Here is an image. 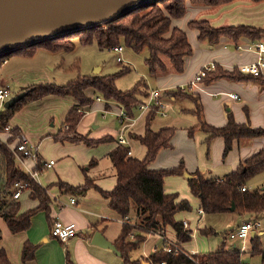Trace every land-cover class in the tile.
Returning a JSON list of instances; mask_svg holds the SVG:
<instances>
[{
  "label": "trees",
  "instance_id": "16d2710c",
  "mask_svg": "<svg viewBox=\"0 0 264 264\" xmlns=\"http://www.w3.org/2000/svg\"><path fill=\"white\" fill-rule=\"evenodd\" d=\"M234 0H155L132 9L127 14L104 24L91 27L77 34H66L52 39L43 40L8 54L0 56V69L2 62L13 54L30 56L36 48L41 47L47 51L58 50L71 51L74 47L72 38L79 36L82 44L95 41L99 48H110L119 45L123 41L125 45L134 51H148L145 62L151 75L165 70L166 64L162 59L165 57L172 69L181 72L184 69V57L192 53V45L187 34L179 27L172 26L173 19H180L186 13V3L208 6H218L230 3ZM260 2L263 0H250ZM190 30L197 31V40L209 44H217L223 37L228 38L234 44L241 40L249 42L264 39V29L247 25L214 27L207 20L193 19L187 23ZM77 64V62H76ZM126 72L124 68L109 75H80L67 81L65 84L53 82L40 83L23 88L26 95L13 106L0 111V136L6 135L3 142L0 139V217L5 222L11 233H19L28 230L31 219L37 212L49 213L50 197L47 188H42L28 174L23 172L17 165L14 154L8 148V143L15 142L19 137L20 130L17 127L10 128L5 133V127L15 111L19 110L27 102H38L46 97H68L75 102V106L65 116L62 129L59 134L53 136L54 140H71L94 145L107 141L108 136L99 139H71L68 132H75L82 115L78 109L89 105L92 101L87 95L88 90L101 97L105 101H112L126 111L128 117H133V109L142 103V98L148 96L147 88L139 87V83L132 89L119 90L115 86L118 77ZM221 78L229 79H253L262 80V76H251L238 71L237 67L232 70L216 68L206 74L201 82L209 83ZM143 84V82H142ZM173 96H181V91L175 89ZM193 108L190 110L196 117V124L187 129L188 136L192 137L197 130L206 134L205 144L209 148L214 138L223 139L224 146L222 159L232 148L233 142L238 144L254 138L264 137L263 127H253L249 122L237 123L229 114L224 126L215 127L204 121L202 106L199 96L192 95ZM157 107H151L145 116L144 131L142 134H131V138L138 141L145 149L143 158L138 159L130 156L129 147L117 144L107 155L115 173V185L109 191L98 189L94 180L85 174L84 182L73 187L63 182L57 185L65 193L84 194L90 188H96L99 195L108 202L109 207L116 212L122 220L121 231L114 241L116 249L120 252L121 264H143L151 261L160 264H195L183 254L169 255L161 249L151 252L146 259L131 258V253L137 250L146 235L166 232L167 228L174 233L176 241L184 243L190 240V230L183 228V221L175 219L176 213L187 211L190 205L187 200L179 199L177 193L164 191V178L168 176L182 175L186 172L183 164L171 168L152 169L150 165L162 149L172 147L174 129L164 127L157 131L152 130L151 123L156 115ZM65 128V131H64ZM3 138V137H2ZM95 160H91L88 167L94 166ZM42 168L39 157L34 170ZM185 170V171H184ZM264 172V149L258 150L253 155L239 161L237 167L222 177H204L198 170L190 173L188 180L189 190L199 200V208L204 215H216L234 213L257 218L264 213V182L255 189L246 188L247 182L254 176ZM28 182L29 196L37 201L36 207L25 212H20L19 203L12 199L13 183ZM243 188H245L243 190ZM234 209L231 211L230 207ZM53 225V223H52ZM95 228V226H94ZM130 233L134 239L129 240ZM198 233L203 236L215 234L208 227L199 228ZM1 238V233H0ZM252 245L250 253L258 254L261 264H264V250L261 249L260 240L255 237L250 240ZM36 245L24 242L21 250V261L28 262L34 258ZM240 251L225 248L222 241L217 249L207 254L194 256L198 262L208 264H243L240 259ZM0 264H10L4 249H0ZM66 264H71L66 260Z\"/></svg>",
  "mask_w": 264,
  "mask_h": 264
},
{
  "label": "crops",
  "instance_id": "0c3cea01",
  "mask_svg": "<svg viewBox=\"0 0 264 264\" xmlns=\"http://www.w3.org/2000/svg\"><path fill=\"white\" fill-rule=\"evenodd\" d=\"M186 13L180 19H173L172 26L179 27L180 29L184 30L187 34L188 40L193 46L192 53L186 57H184V69L181 72H176L172 69L169 63L166 64L165 70L157 72L154 75L150 76L154 80L155 88L160 90L161 93H165L166 96H162L163 100L165 101H172L175 98L180 99H188L186 102L181 100L180 102L182 105L177 109L178 113H181L185 110L190 112L193 108V101L188 96H173L172 92L177 89L178 86L187 85L194 79L195 75L203 66L204 64L215 62L219 65L218 68H222L224 70H232L239 65L252 63L256 60L257 55L253 49H250L251 42L247 40H241L238 44L240 48H237L236 45L228 38L223 37L219 40L217 44H209L205 41L197 40V31L190 30L187 27V23L190 20L197 19L202 20V18H209L210 17H203L205 16L206 10L207 11H215L214 14L219 13L222 9L227 10L229 7H232V13H227L225 16L231 14L232 16L229 17L230 25L229 26H237V25H247L253 27H260L264 29V0L260 2H252L250 0H234L230 3L218 5V6H208V5H200V4H190L189 2L186 3ZM206 20V19H204ZM224 18L221 16L220 18L216 19L215 21H208L212 26L219 27L222 25V21ZM223 26V25H222ZM25 56H21L19 54H13L6 58L2 62V66L0 69V86L6 85L8 86V79L14 82L19 86V90L21 88L34 86L37 83H47L51 82L50 77L43 71H31L30 69L23 70L26 67L24 66H17L14 68V65L21 63L25 60ZM10 67L11 69L8 70L6 74L2 75V71L4 67ZM52 70V69H51ZM101 68L96 67L95 73L100 72ZM262 77L264 79V68L262 69ZM24 86V87H23ZM147 88V86L145 85ZM149 89L147 88V91ZM151 91V90H150ZM189 91V92H187ZM188 94H194L199 96L200 104L202 106V113L204 121L212 126L221 127L224 126L227 122V117L230 114L237 123H245L249 122L253 127H263L264 128V81L262 80H253V79H229V78H221L215 81H211L209 83L198 82L192 89L186 90ZM230 94H236L237 99L231 98ZM14 94H11L13 96ZM87 95L89 97L96 95L93 94L92 90L87 91ZM10 96V97H11ZM48 99V97L42 99L44 101ZM53 99V98H52ZM56 99V98H55ZM104 100V99H103ZM38 101V102H41ZM98 101V100H97ZM5 102V101H4ZM0 101V105L3 107V103ZM109 102V101H106ZM114 103V102H112ZM184 104V105H183ZM96 105L91 103L85 107H82V111L84 113L81 120L83 122L87 120H93V118L87 116V112ZM75 106V102H68L65 105V109L67 113L71 110L72 107ZM100 106V105H99ZM98 106V107H99ZM117 108H115V116L117 115L116 112L118 111V105L116 104ZM170 106V103L168 104ZM184 106H187V109H184ZM167 107V104H166ZM1 108V107H0ZM110 109L108 104H105L104 110ZM81 110V109H80ZM1 111V110H0ZM148 110L141 112L140 115L133 119L129 117L128 120H125L120 126V131L118 134L116 132H109L106 130L101 131L98 134H94L93 139H99L104 136H108L109 138L113 139V143H108L104 150L101 151V157H107L108 153L118 144V138L122 136L125 138L126 143L125 145L129 147V155L141 159L145 154V149L142 145L139 144L138 141L132 139L130 136L131 134H142L144 131V123H145V116ZM157 114V113H156ZM192 114V113H191ZM87 116V117H86ZM161 116V115H160ZM85 117V118H84ZM117 118V116H116ZM163 118V117H161ZM65 119V117H64ZM118 119V118H117ZM85 120V121H84ZM179 118H175L174 120L160 122L158 124L154 123V118L151 123V128L154 131H157L164 127H171L170 123L178 121ZM90 121V122H91ZM64 122V120H63ZM188 126L184 127L183 129L180 128V132L182 136L187 134V129L192 127L196 124V118L191 117L188 121ZM92 124V123H91ZM90 124V125H91ZM90 125H85L84 128L79 131L77 127V131L82 136L89 135V127ZM10 128L17 127L20 130V133L25 137L27 142L33 146L37 147V154L40 159L42 170L54 168L56 165V160L53 158L46 159L43 157L42 154V144L40 141H32L25 135V131L22 127H20L17 123H13L9 125ZM92 128H96L95 125L91 126ZM45 131H40L39 135L40 138L43 136L42 134ZM87 132V133H86ZM125 132H128L129 138L125 136ZM200 136L199 138H206V134L200 130H197ZM195 132V133H196ZM86 133V134H85ZM194 133V134H195ZM4 139L6 135L2 136ZM177 137V135H176ZM176 137H172L174 140ZM188 142L191 143L192 148L187 153L186 157L184 156V161L188 167V169L192 170L188 172L186 170L185 173H192L196 170L199 171L197 167V160H198V153L196 150L197 145H195L194 138H186ZM171 140V143H172ZM203 141V140H202ZM134 145H138L136 148ZM224 142L221 138H214L208 148L207 152V161L210 160L209 165L214 168H222L224 172H226L229 168L230 171L234 170L239 161L245 159L254 153H256L260 149H264V137L261 138H254L247 142L238 144V142H233L232 148L227 154V156L222 159V151H223ZM132 148V150H131ZM138 150V155L133 154V150ZM172 147L169 149H162L155 160L152 162L150 167L152 169H158L161 167H175L178 163L177 160L179 155L171 158ZM195 151L197 152L195 154ZM209 153V155H208ZM94 154L88 152L82 157L81 164H89L93 158ZM211 157V158H210ZM108 158V157H107ZM172 159V160H171ZM171 160V161H167ZM50 161H53V164L50 167H47ZM110 161V160H109ZM28 167L33 168L35 167V163L32 160H27ZM97 164V162H96ZM95 164V165H96ZM94 165V166H95ZM165 165V166H164ZM93 167V166H91ZM40 170L39 172H41ZM86 170H90V167L87 166ZM110 174L109 176L101 177L100 174L93 173L89 177L93 179L94 184L98 189L109 191L115 185V173L112 165L110 166ZM230 171L223 173V175H214V177H222L225 174L229 173ZM85 172H83V182L85 178ZM262 174V173H261ZM87 175V174H86ZM260 175V174H258ZM171 177V176H168ZM39 177H37L38 179ZM264 180V179H263ZM172 180L167 177L164 178V191L166 193H172L171 191V182ZM57 182V181H56ZM82 181L78 182H68L64 181L68 185L76 187L77 185L83 184ZM264 182V181H263ZM38 185L42 188L43 184L39 181H36ZM262 184V183H261ZM56 185V184H55ZM57 189L54 192H51L50 187L47 188V193L50 197V210L47 215L45 212H39L36 216L34 215L31 219V225L26 231H22L19 233H11L6 226L3 219L0 217V249H4L10 264H66V260L69 259L71 264H118L117 260L109 253L108 250L101 248L99 246L93 245L90 242L91 236L95 231H100L106 239L111 241L114 244V241L118 237L120 231L117 234H111L108 230L110 221L112 218H115L118 223L121 224L122 227V220L121 218L114 212L110 207L106 200H104L100 195L96 188L88 189L84 194H70L65 193L63 190L56 185ZM28 192L29 191H24ZM191 192L187 191L184 193V197H179V199H187ZM23 194V193H22ZM21 194V195H22ZM65 195L64 198L60 196ZM22 196L19 197L20 200ZM69 197H75L77 204L75 206L68 205ZM32 199V198H30ZM33 200V199H32ZM58 200L59 203L56 201ZM62 200V201H61ZM193 200H195L193 198ZM197 203L199 204V200ZM35 203V207L37 205V201L33 200ZM19 208H20V202ZM190 205V203H189ZM58 208V209H56ZM199 208V206H198ZM197 208V210H198ZM27 210V209H26ZM20 211V210H19ZM223 216H227L225 221L227 225L232 229L240 222L245 220L246 218H241L240 216L234 215V213H227L222 214ZM235 218H232L234 216ZM205 217V215L198 214L196 222L194 220L191 222L187 219L183 220L189 226V230L191 229V225H195L196 231L199 229V226H202L201 219ZM249 216H247L248 218ZM59 220L63 224H70L73 223L76 226L77 233L74 236L69 237L65 242H60L58 239L54 238L51 235V228L52 223L55 220ZM257 219H259L257 217ZM95 226V228H94ZM207 227V226H206ZM193 231V230H192ZM263 231L261 230L260 233ZM198 233V231H197ZM165 235L171 239L175 240V235L170 233L166 230ZM154 238L155 242H158L151 248V252L153 250L158 249L162 245V241L156 234H148L143 242V244L148 240L149 237ZM30 242L31 244L36 245V250L34 254V258L28 262L23 263L21 261V250L24 242ZM185 243H182L183 247L186 249ZM187 250V249H186ZM149 253H144V256L148 255ZM140 257V256H139ZM120 262V261H119ZM120 264V263H119Z\"/></svg>",
  "mask_w": 264,
  "mask_h": 264
},
{
  "label": "rangeland",
  "instance_id": "374dc122",
  "mask_svg": "<svg viewBox=\"0 0 264 264\" xmlns=\"http://www.w3.org/2000/svg\"><path fill=\"white\" fill-rule=\"evenodd\" d=\"M214 13L215 11L206 10L205 16L203 17L208 16L213 22L222 16L224 18V20L221 22L222 25L223 26L230 25L229 17H231L232 15L231 14H229L228 16L225 15L227 13H232V7H229L227 10L222 9L217 14ZM202 19H206L210 21L209 18H202ZM222 25H220L219 27H221ZM79 36L80 35L76 37V35H74V37L71 39L74 44V47L71 51L58 50V51L50 52L44 48L38 47L30 56H25L26 58L25 60H23L21 63L14 65V68L21 65L26 67L23 70H27V69H30L31 71L43 70L48 75V77H50V81L58 85L65 84L67 81L74 79L78 74L86 75V76H90L94 74L109 75V74H114L120 71L122 68H124L126 72L120 77H118L115 81V86L119 90L132 89L138 83H139V87L141 86L142 88L146 85L147 88L149 89L148 92H150V90L156 89L154 87L155 86L154 80L150 76L149 68L145 62V59L148 57L147 49H144L140 52H136L131 47L125 45L123 41H120L119 44L123 47V51L121 54V58L123 62L118 63L116 62V55L112 50H110L109 48H99L95 41H92L91 43L88 44H82L79 41ZM162 59L164 60L165 64L168 63V60L165 57H163ZM96 67L101 68L100 72L95 73ZM10 69L11 68L8 66L4 67L2 70L4 71L2 72V75L6 74ZM7 79L9 80L8 87L10 89L11 94L15 95L21 92V89L19 90V86H17V84L10 81V78ZM180 91L182 94L181 96H188L191 98L192 95H194L193 93L188 94L187 92L189 91L187 92L182 90ZM162 96H166L165 93H162ZM97 97H98L97 95L91 96L93 103L96 105H93V107L87 112V116L93 118V120L92 121L90 119L87 121L84 120L85 122L81 120L77 126L78 130L81 131L85 125H90L92 123L90 126H88L89 127L88 130L90 134L87 136L84 135V137H86L87 139H93L92 136H94V134H98L103 130L109 132H116L118 134L121 127L119 120L115 116V110H116L115 108H117V106H115L116 104L112 103V101L106 102L101 97L97 101L96 100ZM181 100L186 102L187 105L188 101L186 100L188 99L186 98L180 99L178 97L172 101H166V103L163 100L164 104H167V107L164 106L162 110L166 112V115L160 116L159 115L160 113H157L154 117V121H155L154 123L156 124L164 121L170 122L175 118H179L178 121L176 122L172 121V123H170L171 127L175 131L174 137H176V135L177 137L175 139V142L174 140H172V149H171L172 153L169 156H171V158H174L179 155V158L177 160L178 164L176 166L182 163L185 170H187L188 172L192 171L188 169L184 161V156L186 157L187 153L192 148L191 143H189L188 139L186 138L188 137L191 139L194 138L193 141H195V145H197L196 150L197 152H199L197 156L198 160L196 162L197 167L199 168V172L202 173L204 177H214V175H223V173L230 171V168L226 172H224L222 168L212 167L211 165H209L210 160L206 162L208 147L204 142L205 139L198 137L200 136L199 132H196L192 137L188 136V134L186 133H184L185 135L182 136V133L179 131L180 128L183 129L184 127L188 126L189 119L195 116L190 112H188L187 110L181 113L177 112V109L182 105L180 103L182 102ZM68 102H72V100L68 97H52V96L48 97V99L41 102H27L24 105H22L19 110L14 112V114L12 115L9 121V125L13 123H17L20 127H22L25 131V135L30 140L38 142L41 139H43V141L41 142L43 157L46 158L47 160L50 158L56 160V165L54 166V168L42 170L41 172L38 173L37 176L39 177L38 178L39 181L43 184V187H47V188L50 187L51 192H54L57 189L56 185L58 182H64V181L83 182V172H85L88 176L92 175L93 173H96V174H100V176L103 177V176H109L111 171L110 170L111 163L109 159L107 157H101L100 155H104V154H100V153L102 150H104V148L108 143L114 142L113 139L109 138L107 141L97 143L94 145H87L83 142L71 141L70 139L63 141L54 140L53 136L55 134H59L60 130L62 129L65 113L67 112V110L65 109V105H67ZM142 102L147 103L148 96L143 97ZM169 103L170 106H168ZM105 104H108L110 106V109L104 110ZM153 105L154 104L151 102L150 106ZM0 107H1L0 110L2 111L4 108L2 107V105H0ZM184 109H187V106H184ZM141 112L142 111L137 106L136 109H133L132 118L136 119ZM80 115H82L83 117L84 115L83 111ZM92 125H95L96 128H92L91 127ZM42 130H44L45 132L42 134L43 136L40 138L41 135H39V133ZM68 133L69 134L67 135L70 136L71 139H75V140L80 139L82 136L81 134L78 133L77 129L75 132H68ZM125 136L129 138L128 132H125ZM134 146L136 148L138 145H134ZM88 152L94 154L93 158L97 162L95 166L90 167V170H86L87 164H81L82 163L81 158L84 157L85 154H87ZM197 152L195 151V154ZM138 153H139L138 150L135 149L133 150L134 155H138ZM171 160H167V161H171ZM25 165L28 166V162ZM161 168H169V167H161ZM167 178H169V180L170 179L172 180L171 181L172 184L170 186L171 189H173L171 191L172 193H177L180 197H184L183 194L187 193V191L188 192L190 191L188 186L189 179L185 176V172H183L182 175H175ZM263 179H264V172L260 175H256L252 177L247 182L246 188L249 190L255 189L256 187L260 186L261 183H263L264 181ZM21 196L22 197L20 198V200H16V202L18 201L20 202L21 213L29 209H33L35 207L34 206L35 203L33 202L32 199H30L28 192H23ZM80 196L81 195H79V197ZM60 197L64 198L65 195ZM193 198L195 200H193ZM187 199L189 200L190 203V209L187 211H180L176 213L175 219L179 221H183L187 219L191 222L194 220L195 223L198 217L197 208L199 206L196 200L197 197H195L190 193ZM38 213L39 212H37L35 216ZM237 216H240V219L251 218V217L247 218V215L246 216L237 215ZM226 218L227 216H223L222 214L205 215V217L201 219L202 226H199V228L207 226L208 228H211L212 230L215 231V234L208 236H203L197 233L199 229H197L196 231L197 226L192 224L190 226L191 229L193 230V231L190 230L192 236H190L189 241L184 242L186 249L190 251H195L199 254H207L215 251L217 247L220 245V243L222 241H225L226 249L241 252L240 259L243 264H261L260 256L258 254L250 253L252 247L250 243V238L242 244L240 240H232L228 237V231L231 229L227 225V222L225 221ZM232 218H235V216ZM258 218H259L258 220L261 223V230L263 232L260 233V231L258 230L257 235L255 236L259 238L261 249L264 250V213L260 214ZM109 221H110L108 228L109 232L111 234H117L121 229V224L118 223L115 218H112V220ZM167 230L170 233H173L171 229L167 228ZM154 241L155 240L153 236L149 237L144 244L143 241L140 247L131 253V258H138L140 256L141 259H146L144 257V253H149L151 251V248L158 243L155 242L154 244ZM106 250H108L107 252H109L115 258V260H117L118 264L122 263V259L119 255L114 254V252H112L109 249Z\"/></svg>",
  "mask_w": 264,
  "mask_h": 264
},
{
  "label": "water",
  "instance_id": "95a60500",
  "mask_svg": "<svg viewBox=\"0 0 264 264\" xmlns=\"http://www.w3.org/2000/svg\"><path fill=\"white\" fill-rule=\"evenodd\" d=\"M151 1L155 0H0V56L113 21ZM26 93L21 88V92L5 100L3 108H10ZM185 176L192 177L188 173ZM233 209L232 205L230 210ZM90 242L120 256L115 245L100 231L92 234Z\"/></svg>",
  "mask_w": 264,
  "mask_h": 264
},
{
  "label": "built area",
  "instance_id": "2783aa9c",
  "mask_svg": "<svg viewBox=\"0 0 264 264\" xmlns=\"http://www.w3.org/2000/svg\"><path fill=\"white\" fill-rule=\"evenodd\" d=\"M237 48H240V45H236ZM250 49H253L257 55V58L254 62L248 63V64H242L237 66V69L239 72L243 74H249L251 76H262V69L264 68V39L251 42ZM112 50L116 55V62L122 63L123 60L121 58V54L123 51V47L119 45H115L109 48ZM217 67H219L218 64L215 62H210L207 64H204L201 66L197 74L195 75L192 82H190L187 85H181L177 88L186 91L189 89H192L198 82H201L202 79L206 76L207 73L215 70ZM11 96V92L8 86L1 85L0 86V101L4 102ZM233 99H237L236 94H230L229 95ZM100 97H97L96 100H99ZM151 102L154 104L153 106L157 107L156 113H160L159 115L165 116L166 112L162 111L164 106L166 107V104H164V101L162 99V93L160 90L155 89L151 90L148 94V102H142L138 105V108L144 112L146 110H149ZM79 113H82L80 109H78ZM116 116L119 120V122L122 124L125 120H128L129 117L126 114V111L123 107L119 106L118 111L116 112ZM10 127H5V133H9ZM0 139L3 142H6L4 138L0 136ZM118 143L125 145L126 140L122 136L118 138ZM8 148L11 150V152L14 154L15 160L17 162L18 167L28 174L32 180L35 182L37 181V176L40 170H34L33 168H29L27 165V160H32L35 164L38 158L37 154V147L29 144L25 137L20 134L19 137L15 140V142L8 143ZM129 154V153H128ZM53 164V161H50L48 164H46L47 167H50ZM29 188L28 182H19L16 181L13 183V192H12V199L17 200L21 196V194L24 191H27ZM245 188H243L244 190ZM58 203L59 201L56 200ZM68 205L69 206H75L77 204L75 197H69L68 199ZM198 214L203 215V211L201 208H198L197 210ZM183 228L189 230V226L185 221L182 222ZM261 232V223L257 218H248L240 222L238 225L233 227L231 230L228 231V237L232 240H240L243 244L246 242L249 238L250 240L257 237V231ZM77 233L76 226L73 223L70 224H63L59 220H55L53 222L52 228H51V235L58 239L60 242H65L69 237L74 236ZM159 236V238L162 241L161 247L155 250L161 249L163 252L169 254V255H177V254H183L187 256L189 259L193 260L195 264H208L205 262H198L194 258L195 255L198 253L195 251L186 250L182 243L169 239L165 232L161 233H155ZM190 236H192V233L190 231ZM129 240L134 239V234L130 233L128 236ZM154 251V250H153ZM145 258L148 257V255L144 256ZM147 262V264H155L151 261H144ZM160 264H166L165 261H162Z\"/></svg>",
  "mask_w": 264,
  "mask_h": 264
}]
</instances>
